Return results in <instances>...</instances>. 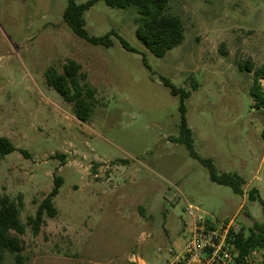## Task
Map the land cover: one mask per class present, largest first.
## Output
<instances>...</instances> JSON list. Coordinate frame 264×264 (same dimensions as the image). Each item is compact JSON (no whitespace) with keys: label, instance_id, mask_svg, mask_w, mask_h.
<instances>
[{"label":"rangeland","instance_id":"obj_1","mask_svg":"<svg viewBox=\"0 0 264 264\" xmlns=\"http://www.w3.org/2000/svg\"><path fill=\"white\" fill-rule=\"evenodd\" d=\"M67 4L0 0V137L17 147L0 159V196L19 204L24 264H137L133 254L143 264H169L188 241L189 204L247 236L263 220L264 109L246 67L264 66V0H170L185 35L162 57L136 35V6L99 0L85 12L90 34L114 30L133 51L115 34L110 46L76 35L63 19ZM68 59L95 89L88 121L46 81L47 69L62 72ZM163 77L189 92L198 158L175 141L181 98ZM201 158L220 174L238 173L242 193L211 180ZM56 177L58 213L34 234L28 219ZM253 189L260 199L250 197ZM250 254L259 259L264 250Z\"/></svg>","mask_w":264,"mask_h":264},{"label":"trees","instance_id":"obj_2","mask_svg":"<svg viewBox=\"0 0 264 264\" xmlns=\"http://www.w3.org/2000/svg\"><path fill=\"white\" fill-rule=\"evenodd\" d=\"M99 0H87L78 3L76 0H68V4L63 12V19L79 37L95 45L110 46L112 44L111 35L119 37L124 48L137 51L117 32L110 31L102 36H95L89 33L86 28L85 12ZM109 6L126 8L136 6L138 16L136 17V35L146 45V47L156 56L162 57L169 50L182 43L184 40V27L179 16L170 11V0H104ZM146 61V56H143ZM248 71L255 72L254 83L251 87V95L255 99V104L264 109V90L260 84V78L264 77V66L254 69L247 66ZM47 84L53 87L63 98L73 104L75 115L81 121H88L92 115L95 102V89L85 81L86 74L82 71V65L74 59H68L63 66V71L59 72L56 67L51 66L45 73ZM165 85L169 86L172 94L180 95L182 121L180 126V136L175 140L184 143L194 157H199L193 147V131L189 127L186 119L185 99L189 92L177 87L169 78H162ZM17 150L16 145L5 136L0 137V159ZM208 167L211 180L219 184L229 185L236 193H242L243 178L238 173L217 172L216 167L210 158H201ZM62 186V178L56 177L52 191L40 202L34 216L28 219V225L32 232L38 234L45 223L46 216L54 217L58 209L54 202V197L58 194ZM256 189L250 192V197L255 200ZM260 199V198H259ZM263 220L254 221L246 236L242 231L233 232L234 243L241 255L250 253L254 248L264 250V202ZM20 207L16 200L8 194L0 196V264H3L6 254L14 258V264H24V240L26 224L22 222ZM264 264V254L261 263Z\"/></svg>","mask_w":264,"mask_h":264},{"label":"built area","instance_id":"obj_3","mask_svg":"<svg viewBox=\"0 0 264 264\" xmlns=\"http://www.w3.org/2000/svg\"><path fill=\"white\" fill-rule=\"evenodd\" d=\"M191 217L188 241L182 249L172 253L169 264H260L250 253L241 255L234 243L233 232L237 231L232 221L220 223L209 218L191 204L188 205ZM137 264H143L140 257L133 254L130 259Z\"/></svg>","mask_w":264,"mask_h":264}]
</instances>
